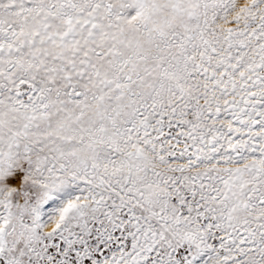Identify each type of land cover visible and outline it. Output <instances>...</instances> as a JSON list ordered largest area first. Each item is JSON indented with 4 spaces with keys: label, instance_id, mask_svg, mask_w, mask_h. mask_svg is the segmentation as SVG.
I'll list each match as a JSON object with an SVG mask.
<instances>
[{
    "label": "snow or ice",
    "instance_id": "snow-or-ice-1",
    "mask_svg": "<svg viewBox=\"0 0 264 264\" xmlns=\"http://www.w3.org/2000/svg\"><path fill=\"white\" fill-rule=\"evenodd\" d=\"M0 264H264V0H0Z\"/></svg>",
    "mask_w": 264,
    "mask_h": 264
}]
</instances>
